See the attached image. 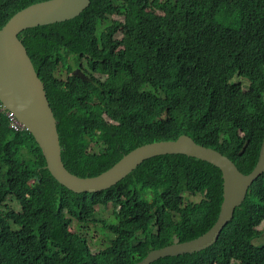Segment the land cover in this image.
<instances>
[{
    "label": "trees",
    "instance_id": "16d2710c",
    "mask_svg": "<svg viewBox=\"0 0 264 264\" xmlns=\"http://www.w3.org/2000/svg\"><path fill=\"white\" fill-rule=\"evenodd\" d=\"M42 1L50 0H0V30ZM18 37L45 84L72 175L98 177L136 149L181 136L218 149L243 173L257 166L264 0H91L72 20ZM61 68L70 79L58 77ZM46 164L34 136L12 127L0 101V264H135L174 235L187 242L206 233L224 198L222 169L193 156L156 157L94 194L65 189ZM189 192L203 198L186 201ZM109 206L98 215L96 207ZM263 221L264 173L213 246L151 264H264V246L252 244ZM73 222L108 244L92 253L89 239L70 231Z\"/></svg>",
    "mask_w": 264,
    "mask_h": 264
},
{
    "label": "water",
    "instance_id": "95a60500",
    "mask_svg": "<svg viewBox=\"0 0 264 264\" xmlns=\"http://www.w3.org/2000/svg\"><path fill=\"white\" fill-rule=\"evenodd\" d=\"M91 0H50L31 4L16 12L0 30V101L4 110L13 112L31 133L46 159V168L65 189L75 194L98 193L115 186L143 163L162 156L197 157L222 169L223 202L218 220L196 239L180 242L176 235L171 245L150 251L135 264H151L166 257L193 254L213 246L224 227L232 220L235 208L244 200L253 180L264 173V142L260 159L249 173H243L235 162L216 148L200 146L191 138L143 146L125 156L118 164L95 178L72 175L62 160L57 120L50 105L45 84L38 75L18 34L30 27L62 23L77 17ZM75 75L83 77L79 69Z\"/></svg>",
    "mask_w": 264,
    "mask_h": 264
},
{
    "label": "rangeland",
    "instance_id": "374dc122",
    "mask_svg": "<svg viewBox=\"0 0 264 264\" xmlns=\"http://www.w3.org/2000/svg\"><path fill=\"white\" fill-rule=\"evenodd\" d=\"M133 18H134V15L133 16H116V15H114L111 17V19H113V20H121V21H124V19H133ZM116 37L117 38L123 37V33L119 31L116 34ZM122 47H124V45ZM77 70L78 69H76V71ZM58 77L60 79L67 80V79L71 78V74L66 73V70L61 68V70L58 73ZM97 77H101L102 78L101 80H104V77H102L100 75H97ZM234 81L235 82L239 81V78H235ZM246 85H248V83ZM31 183H32L31 181H28V184H27L28 187H31V185H32ZM146 195L150 196L152 194H151V192H148ZM201 197H202L201 194H197V195L186 194V201H188V200L199 201L201 199ZM8 205L10 207L14 208V210H16V211L20 210L19 206L17 205V203L15 201L10 200L8 202ZM117 208H119V206ZM96 211L98 212L99 216L107 214L108 212H110V206L108 207V211H104L103 207H96ZM109 216L111 218V222H115V218L111 217V215H109ZM141 224L143 225L144 229H146L147 227L151 226L152 221H150V219L148 218L145 221H142ZM75 226H77L76 223H74V222L71 223L70 231L72 233H77L79 235L87 237L89 239L90 250L92 253H98L101 249H103L104 248L103 242L105 244H108V242H106L107 237H104V235L101 232H98L95 230L82 229L79 227L75 228ZM258 229H260L262 231V234H260L255 240H253L252 244L255 246L263 247L264 246V221ZM141 238H142V236H141ZM221 264H225V262H223Z\"/></svg>",
    "mask_w": 264,
    "mask_h": 264
},
{
    "label": "built area",
    "instance_id": "2783aa9c",
    "mask_svg": "<svg viewBox=\"0 0 264 264\" xmlns=\"http://www.w3.org/2000/svg\"><path fill=\"white\" fill-rule=\"evenodd\" d=\"M8 114H9L11 120H12V127L15 128L18 131H24V126L18 120V118L16 117V115L13 112H11V111H8Z\"/></svg>",
    "mask_w": 264,
    "mask_h": 264
},
{
    "label": "clouds",
    "instance_id": "9594fccd",
    "mask_svg": "<svg viewBox=\"0 0 264 264\" xmlns=\"http://www.w3.org/2000/svg\"><path fill=\"white\" fill-rule=\"evenodd\" d=\"M9 111V110H8ZM19 120V119H18ZM20 121V120H19ZM21 122V121H20ZM22 123V122H21ZM22 125H23V123H22ZM22 132H27V130H26V128L24 127V131H22ZM156 158V157H155ZM154 159V158H153ZM144 164V163H143ZM137 169V168H136ZM186 194H191L192 195V193H186ZM202 196V195H201ZM203 198V196L201 197V199ZM118 206H120V205H118ZM150 219V221H151V218H149Z\"/></svg>",
    "mask_w": 264,
    "mask_h": 264
},
{
    "label": "bare ground",
    "instance_id": "6f19581e",
    "mask_svg": "<svg viewBox=\"0 0 264 264\" xmlns=\"http://www.w3.org/2000/svg\"><path fill=\"white\" fill-rule=\"evenodd\" d=\"M115 187V186H114ZM111 233V232H110ZM112 234V233H111Z\"/></svg>",
    "mask_w": 264,
    "mask_h": 264
},
{
    "label": "flooded vegetation",
    "instance_id": "af4514ba",
    "mask_svg": "<svg viewBox=\"0 0 264 264\" xmlns=\"http://www.w3.org/2000/svg\"><path fill=\"white\" fill-rule=\"evenodd\" d=\"M90 221H92V220H90Z\"/></svg>",
    "mask_w": 264,
    "mask_h": 264
}]
</instances>
